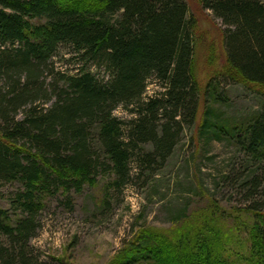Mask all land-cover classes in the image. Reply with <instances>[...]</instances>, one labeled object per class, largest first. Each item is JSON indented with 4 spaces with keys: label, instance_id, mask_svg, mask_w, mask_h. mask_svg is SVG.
<instances>
[{
    "label": "trees",
    "instance_id": "trees-1",
    "mask_svg": "<svg viewBox=\"0 0 264 264\" xmlns=\"http://www.w3.org/2000/svg\"><path fill=\"white\" fill-rule=\"evenodd\" d=\"M199 2L225 27L226 80L264 87V0ZM196 28L184 0H0V199L15 186L10 210L0 207V264H65L31 247L51 199L70 207L102 178L107 204L166 165L201 109ZM62 50L76 72L57 69ZM150 82L162 91L148 97ZM206 92L200 140L237 150L215 184L247 206L176 211V230L142 227L113 264H264V93L238 125L215 111L212 81Z\"/></svg>",
    "mask_w": 264,
    "mask_h": 264
},
{
    "label": "rangeland",
    "instance_id": "rangeland-1",
    "mask_svg": "<svg viewBox=\"0 0 264 264\" xmlns=\"http://www.w3.org/2000/svg\"><path fill=\"white\" fill-rule=\"evenodd\" d=\"M184 1L197 22L196 36L201 49L196 59L195 73L203 98L195 128L185 131L161 170L145 182L135 181L119 194L110 193L107 204L104 203L107 199V180L102 178L98 179L96 186L84 188L82 194H71L70 207L65 197L51 199L41 214L37 236L31 242L35 254L42 261L113 264L142 227L162 232L176 230L178 227L174 225L172 217L176 211L186 209V215L192 217L206 209L211 199L216 200L221 209L228 210L227 213L247 206L240 193L215 184L228 160L236 155V148L226 142L205 145L199 138V131L207 108L212 105L205 100L206 87L211 81L223 99V107L215 105V111L221 114L222 120L238 125L261 110L260 95L264 93V87L237 76L232 82L226 80L229 78L226 74L228 67L222 45L225 27L213 17L212 12L202 8L199 0ZM55 62L60 71L73 73L78 69L67 50H62ZM160 91L156 83L150 82L147 96ZM115 115L122 120L129 118L123 108L118 109ZM13 189L15 186L3 188L1 208L10 210L9 195L14 192ZM231 223L227 232L231 231ZM238 235L245 239L243 234ZM230 247L245 252L240 247Z\"/></svg>",
    "mask_w": 264,
    "mask_h": 264
}]
</instances>
